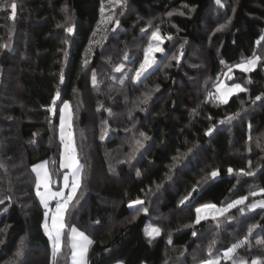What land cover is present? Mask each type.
<instances>
[{"label":"trees","instance_id":"obj_1","mask_svg":"<svg viewBox=\"0 0 264 264\" xmlns=\"http://www.w3.org/2000/svg\"><path fill=\"white\" fill-rule=\"evenodd\" d=\"M15 3L14 18L10 7L0 8V264L70 262L67 230L53 257L32 170L44 159L57 164L64 99L71 102L84 169L73 201L79 203L70 206L66 219L94 241L88 264H186L222 257L233 241L246 237L235 258L264 264V244L257 243L264 240V208L245 207L261 198L249 193L264 188V96L255 99L264 93V41L256 43L264 36V0H112L111 8L107 0ZM157 29L164 51L156 53V66L139 81L125 79L139 68ZM254 55L258 67L236 70L232 77L246 82L247 92L233 94L227 104L208 98L217 95L225 70ZM121 62L125 69L115 71ZM106 67L110 72L101 71ZM148 92L151 97L141 104ZM140 132L148 139L133 155ZM213 170L219 171L216 177ZM243 196H249L245 205L195 223L196 208ZM136 199L144 201L146 213L128 207ZM155 210L161 232L151 239L145 226ZM255 222L256 239L248 232Z\"/></svg>","mask_w":264,"mask_h":264},{"label":"snow or ice","instance_id":"obj_2","mask_svg":"<svg viewBox=\"0 0 264 264\" xmlns=\"http://www.w3.org/2000/svg\"><path fill=\"white\" fill-rule=\"evenodd\" d=\"M217 4L221 3V0H216ZM10 7L12 12V18L15 17L17 4L15 3V0L8 5L4 2H0V8ZM66 10V9H65ZM103 12V8L101 9ZM172 13H169L171 15ZM109 21H111L112 17L110 16ZM117 26L119 25V21H116ZM227 25H220V28L217 30H222ZM67 31L71 33L73 31L72 27H68ZM141 31H147L146 29H142ZM96 33H93V36H95ZM168 39H171V37H168ZM151 41L157 42L155 46H153V43L150 42L148 46L144 49V57L143 60L139 64V68L134 70V75L131 77H128L125 75V79L131 78L135 81H139L142 76L150 69L152 66L156 63L155 59V53L163 52L164 49L159 46V43L163 41V38L159 35V29L156 31H153L151 34ZM261 41H264V36H261L259 40L256 41L257 45H260ZM7 47V45H4ZM183 46H181L182 48ZM173 60L179 61L178 56H172ZM125 60H127V56H125ZM260 57L254 56L252 59L246 60L240 64H237L235 67L238 68L241 71L249 72L252 71L257 63L259 62ZM223 64L224 61H221ZM125 69V64L121 62L115 67V71L122 72ZM231 71V69H229ZM63 74L61 73L60 80L63 82ZM231 79V77H229ZM250 82V81H249ZM92 83L93 86L96 85V76L95 73H93L92 77ZM120 83L123 84L124 80L121 79ZM216 93L217 95H213V93L208 94L209 99H218L222 103L227 104L228 100L231 95L237 94L239 92H247L248 89L246 87H242L240 83H233L231 86L225 85L223 82L218 83L216 86ZM156 90H159V85H157ZM59 92L56 93V95L52 99V107L50 110L55 113V105L56 100L59 98ZM264 96V93L261 95H258L255 97L256 100H260L261 97ZM151 97V92L145 93L143 99L140 100V103H146L147 100ZM64 115L60 118V135L61 140L64 142V153H63V162L62 167L65 169L71 170V177L67 174L63 175L64 180V189H69L67 193H65L63 190L53 191L52 190V175L49 173L46 162L41 163L39 165L33 166V172L36 173V182H35V195L39 198V202L41 205H43L45 212H44V223H43V229L45 235L48 237L49 241L51 242L52 249H53V257L55 258L57 254L61 250L62 241L66 234L67 230V236H68V244L71 248V260L72 264H88V252L90 246L94 243V241L90 238L89 235L85 234V232L79 230L75 225H72L67 222L66 215L70 212V206L75 207L76 204L79 203L78 199H75V203H73L74 198L76 197L77 190L81 187V181H82V174H83V166L80 164L76 148L74 146V141L72 138V132H71V112H70V105L68 102H64L63 109L61 110ZM109 114L111 115V111L109 110ZM67 123V132L65 131V124ZM106 123V122H105ZM212 132V128L208 129V133ZM140 138L135 140V148L133 149V155L135 151L141 147H143V141L147 140L148 137L145 133L140 132L139 133ZM101 139H104V135H101ZM251 139V138H249ZM260 141H257V144L259 146ZM132 157L130 156V159ZM175 159V158H174ZM249 165H251V161H249ZM234 170L232 168L228 169L229 173H232ZM240 174L245 175H251V172L245 173L243 169L239 170ZM219 174L218 170H213L211 172L212 177H216ZM140 173L137 171V176H139ZM196 191L195 188L192 189V192ZM192 192H189L188 195L184 197L183 200H181V204H184L185 201L189 199V197L192 195ZM252 197L261 196L264 197V188H260L258 191H252L249 193ZM10 199V198H7ZM249 196H243L240 199H237L231 203H228L223 208H216V205L212 204H206L202 207L196 208V218L195 223L199 224L202 219H207V216H202L201 213L205 209H214L216 212H218L220 215H224L228 213L231 209L237 208L239 205H245V202L248 201ZM50 201H55V209L53 210L49 203ZM4 202L3 199H0V204ZM144 201L140 199H136L133 201H130L128 204V207L130 209H134L137 213L140 211L147 212V208H134L136 205H143ZM245 207L249 209H253L256 207L264 208V199L255 201L251 204H246ZM245 207H240L239 212L244 213ZM229 220L232 219L231 216L227 217ZM135 219V217H133ZM213 220L217 219V216H212ZM50 220V223H49ZM95 223H99V221H96ZM256 224L249 225L248 232L249 234L252 233L253 229L256 228ZM146 235H148L150 238H154L155 236H158L160 234V229L157 227H150L149 229H146ZM193 236L196 235V232L192 233ZM0 243H3V241H0ZM169 243H171V240H169ZM248 243L247 237L245 240L233 244L231 247L227 248L223 254L222 257H213L208 258L205 260H202L200 264H221V260H231L232 264H247V261L243 258L237 259L235 258V250L239 248L242 244ZM258 244H264V240H257ZM216 244L215 237L209 241L208 249L211 253L212 248ZM22 247H23V241H21V248L17 250L16 257H20L22 253ZM14 264V261L12 262ZM252 264H257V261L254 259L252 261Z\"/></svg>","mask_w":264,"mask_h":264},{"label":"rangeland","instance_id":"obj_3","mask_svg":"<svg viewBox=\"0 0 264 264\" xmlns=\"http://www.w3.org/2000/svg\"><path fill=\"white\" fill-rule=\"evenodd\" d=\"M107 5H108V7L109 8H111L112 6H113V3H112V0H107ZM65 7V6H64ZM212 12H209V15H211L212 17L214 16V10L212 9L211 10ZM208 14V13H207ZM159 35L163 38V40H164V36L162 35V33L159 31ZM153 43V46H155L156 45V43L157 42H152ZM162 43H163V41L162 42H160L159 43V46L161 47V48H163V46H162ZM254 56H259V55H254ZM254 56H252V57H250L249 59H252ZM155 59H156V63L152 66V68H150L147 72H149L151 69H153L155 66H156V64H157V57H156V53H155ZM249 59H245V60H241V61H239V62H237V63H235L234 65H231L227 70H225L224 71V73H223V75L220 77V79L217 81V83H216V85L218 84V83H220V82H223L225 85H228V86H231L233 83H240L241 84V86L242 87H247V84H246V82H243V81H240V80H234L232 77H233V74L235 73V71L236 70H239L238 68H236L235 66L237 65V64H240V63H242V62H244V61H246V60H249ZM258 65H259V62L257 63V65L255 66V68H257L258 67ZM254 68V69H255ZM229 69H231V71H229ZM253 69V70H254ZM101 71H103V72H110V68L108 67H106V68H103V69H101ZM146 72V73H147ZM145 73V74H146ZM229 77H231V79H229ZM215 85V86H216ZM216 88V87H215ZM217 94V93H216ZM232 96V95H231ZM230 96V97H231ZM64 102H68V104L70 105V112H71V132H72V138H73V141H74V146H75V148H76V152H77V157H78V160H79V162H80V159H79V154H78V147H77V143H76V136H75V132H74V126H73V110H72V106H71V102H70V100H68V99H64V100H62L61 101V103H60V118H61V116L62 115H64V113L61 111L62 109H63V105H64ZM67 130H68V128H67V123L65 124V131L67 132ZM58 133H59V136H60V140H61V135H60V122H59V128H58ZM64 151H65V149H64V142L61 140V149H60V152H59V154H58V156H57V158L55 159L56 160V162H57V164L56 165H53V164H51V162H50V160L49 159H44V160H41V161H38L36 164H34V165H39V164H41V163H45L46 162V167H47V169H48V171H49V173L52 175V180H53V183H52V190L53 191H58V190H63L65 193H67L68 191H70V188L69 189H64V180H63V175L64 174H67V175H69L70 177H71V170H69V169H65V168H63L61 165H62V162H63V153H64ZM80 164H81V162H80ZM82 165V164H81ZM53 170H55V171H57L58 173H53ZM78 191H79V189L77 190V193H78ZM77 195V194H76ZM262 198L263 197H261V198H259L258 200H262ZM264 199V198H263ZM258 200H255V201H258ZM255 201H253V202H255ZM231 202H233V201H230V202H228V203H231ZM252 202V203H253ZM227 203V204H228ZM226 204V205H227ZM226 205H223V206H216V208L217 209H219V208H223V207H225ZM49 206L54 210L55 209V201H50V203H49ZM138 206V208H146V207H144L143 205H136V206H134V207H137ZM147 210H148V208H147ZM44 212H45V209H44ZM152 213H153V216L154 215H159V211H152ZM201 215L202 216H207V215H220L218 212H216L214 209H205L202 213H201ZM49 223H50V220H49ZM254 224H256L257 225V227H256V229L254 228L253 229V231H254V235L253 236H255V239H256V232H257V230H259L260 229V223H258V222H255ZM75 225V224H74ZM76 226V225H75ZM77 227V226H76ZM150 227H157V228H159L160 229V227H159V222H158V220H157V218H156V216H154V218L153 219H151V220H149V222L146 224V226H145V230L146 229H149ZM78 228V227H77ZM79 230H81L80 228H78ZM81 231H83V230H81ZM84 232V231H83ZM160 232H161V229H160ZM85 234H87L86 232H85ZM145 234H146V231H145ZM87 235H89V234H87ZM90 236V235H89ZM148 236V235H147ZM157 236H155L153 239H155ZM152 239V238H151ZM51 243V242H50ZM62 245H63V241H62ZM51 247H52V245H51ZM61 248H62V246H61ZM53 250V249H52ZM196 250H199L198 248L196 249ZM71 258V257H70ZM244 260H245V258L244 257H242ZM202 260H205V259H201V260H193L191 263H186V264H200V262L202 261ZM248 263V262H247ZM69 264H72V260L70 259V262H69ZM112 264H125L124 263V261H122V260H118V261H116V262H114V263H112ZM141 264H148L147 262H142ZM221 264H223V259L221 260Z\"/></svg>","mask_w":264,"mask_h":264},{"label":"built area","instance_id":"obj_4","mask_svg":"<svg viewBox=\"0 0 264 264\" xmlns=\"http://www.w3.org/2000/svg\"><path fill=\"white\" fill-rule=\"evenodd\" d=\"M53 162H54V160H53ZM243 240H244L243 238H238V239H236L235 241H233V242L231 243V246H232L233 244H235V243H239V242H241V241H243ZM231 246H230V247H231ZM244 247H245V244H242L239 248H237V249L235 250V253L241 251Z\"/></svg>","mask_w":264,"mask_h":264}]
</instances>
